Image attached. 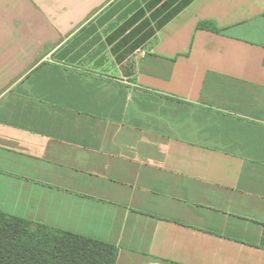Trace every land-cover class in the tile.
Instances as JSON below:
<instances>
[{
    "label": "crops",
    "instance_id": "0c3cea01",
    "mask_svg": "<svg viewBox=\"0 0 264 264\" xmlns=\"http://www.w3.org/2000/svg\"><path fill=\"white\" fill-rule=\"evenodd\" d=\"M119 1L0 0V210L116 264H264V0H194L121 60Z\"/></svg>",
    "mask_w": 264,
    "mask_h": 264
},
{
    "label": "trees",
    "instance_id": "16d2710c",
    "mask_svg": "<svg viewBox=\"0 0 264 264\" xmlns=\"http://www.w3.org/2000/svg\"><path fill=\"white\" fill-rule=\"evenodd\" d=\"M194 0H120L107 42L118 60L143 46ZM155 21V26L152 24ZM118 25V26H116ZM206 27L207 23H200ZM216 29V27H214ZM125 49L120 52V49ZM115 244L56 229L0 210V264H116Z\"/></svg>",
    "mask_w": 264,
    "mask_h": 264
},
{
    "label": "rangeland",
    "instance_id": "374dc122",
    "mask_svg": "<svg viewBox=\"0 0 264 264\" xmlns=\"http://www.w3.org/2000/svg\"><path fill=\"white\" fill-rule=\"evenodd\" d=\"M116 20L114 19V22H115ZM152 24L155 26V24H156V22L155 21H152ZM117 60V59H116Z\"/></svg>",
    "mask_w": 264,
    "mask_h": 264
},
{
    "label": "water",
    "instance_id": "95a60500",
    "mask_svg": "<svg viewBox=\"0 0 264 264\" xmlns=\"http://www.w3.org/2000/svg\"><path fill=\"white\" fill-rule=\"evenodd\" d=\"M142 54H143V51H139V52H138V55H142Z\"/></svg>",
    "mask_w": 264,
    "mask_h": 264
}]
</instances>
